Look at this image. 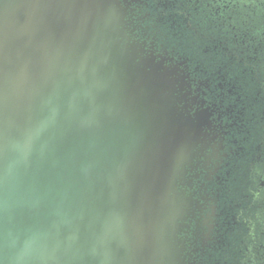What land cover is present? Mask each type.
I'll list each match as a JSON object with an SVG mask.
<instances>
[{
  "label": "water",
  "instance_id": "water-1",
  "mask_svg": "<svg viewBox=\"0 0 264 264\" xmlns=\"http://www.w3.org/2000/svg\"><path fill=\"white\" fill-rule=\"evenodd\" d=\"M132 4L0 0V264H191L217 136Z\"/></svg>",
  "mask_w": 264,
  "mask_h": 264
},
{
  "label": "flooded vegetation",
  "instance_id": "flooded-vegetation-1",
  "mask_svg": "<svg viewBox=\"0 0 264 264\" xmlns=\"http://www.w3.org/2000/svg\"><path fill=\"white\" fill-rule=\"evenodd\" d=\"M232 2L192 0L186 1L184 5H193L195 10H215L216 14L218 10L215 7L226 9ZM235 4L240 6L239 2ZM132 8L139 17L135 24L139 27L137 33L140 39L146 41L147 45L153 43L156 54L167 53L173 63H184V68L186 67L190 76L192 96H197L198 102H204L203 108H209L213 135L217 136L205 152V158L209 161L206 169H197L195 174L198 176L190 179V192L195 193L194 198L201 209L190 221L188 233L181 234L187 253L191 255L189 262L264 264V252L259 251V247L264 250V150L256 158L252 153L255 148L264 146V137L259 135L260 128H255L257 124L252 123L253 118L257 116L251 113L250 119L247 120L246 109H237V105L242 102L240 99L226 101L223 97L222 82L215 85L212 82L197 81L190 70L193 68L192 61L183 56L184 54L169 53L162 45L157 46L155 38L147 36L145 26H142L141 8L137 4H132ZM144 24L146 25V22ZM228 93H231V89H228ZM200 161L204 162L205 159L201 158ZM238 163L241 175L239 183L238 179L233 178ZM249 174H255L256 180L248 177ZM238 185L242 192L236 194L234 187L238 188Z\"/></svg>",
  "mask_w": 264,
  "mask_h": 264
},
{
  "label": "trees",
  "instance_id": "trees-1",
  "mask_svg": "<svg viewBox=\"0 0 264 264\" xmlns=\"http://www.w3.org/2000/svg\"><path fill=\"white\" fill-rule=\"evenodd\" d=\"M139 1L142 3V26H145L143 28L147 36H153L156 45H162L169 53L184 54L183 56L192 61L193 68L190 70L197 81L212 82L215 85L222 82L225 100L240 99L242 102L237 105V109H246L247 120L250 119L251 113L257 116L253 118L252 123L257 124L255 128H260L259 135L264 137V66H256L259 65V59L257 55L252 59L256 51L247 42L246 35L243 32H232L237 25L240 29L249 27L251 23L247 20H257L260 17L259 32L264 35V0H232V5L217 12L219 15L215 17V14H211L212 20L209 23L219 27L222 34L216 32L211 35L210 32L211 36L208 33L205 37L198 34V31L194 32L192 28V23L195 24L199 20V13L195 6L184 5L186 1L192 0ZM236 2H239L240 6H236ZM178 10L184 14L179 15ZM196 67L198 69H195ZM228 89H231V93H228ZM263 150L264 146L255 148L252 151L254 158L262 154ZM238 166L239 163L235 166L233 178L238 179L239 183L241 175ZM262 167L264 168V165ZM248 177L256 180L255 174H249ZM235 183L237 184V181ZM236 188L237 186L234 187L236 194L242 192L239 185Z\"/></svg>",
  "mask_w": 264,
  "mask_h": 264
},
{
  "label": "rangeland",
  "instance_id": "rangeland-1",
  "mask_svg": "<svg viewBox=\"0 0 264 264\" xmlns=\"http://www.w3.org/2000/svg\"><path fill=\"white\" fill-rule=\"evenodd\" d=\"M220 7H218V8L215 7V8H216V10L219 11V10H222V8L219 9ZM196 10L199 13L197 17H198L199 20L200 19L201 20L200 21L197 20V22H195V24L192 23V28H193L194 32L198 31V34H200L202 37L207 36L208 33H209V36H211L213 33H216V32L222 34V32L219 30V27H216L214 24H213L214 26H212L209 23V21L212 20L211 14H215L214 11L207 10V8H203V9H200V10L198 8ZM177 13H179V15L180 14L181 15L184 14V12L180 11V10H178ZM217 15H219V14L218 13L215 14V17ZM195 17H196V15H195ZM247 21H249V23H251V25L249 27H245V28L240 29L238 27L239 25H237L235 31L232 30V32H234L236 34L237 33L239 34V33L243 32V34L246 35L247 42L250 43L251 46L254 48V51H256L253 54V56H252L253 58L252 59L256 58V55L258 56L259 65H256V66L260 68L261 66H264V64H262L263 61H264V35H263V33L259 32L260 28H261L260 18L257 19V20H247ZM261 21H262V19H261ZM211 27H213L214 29H212ZM241 27H243V26H241ZM210 32H212L211 35H210ZM255 63H257V62H255ZM258 70L262 71L261 69H258ZM261 238H263V236H261ZM262 248L259 247V251L260 252H264V250H262Z\"/></svg>",
  "mask_w": 264,
  "mask_h": 264
}]
</instances>
